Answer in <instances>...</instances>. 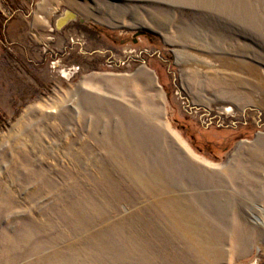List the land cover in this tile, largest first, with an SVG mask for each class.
Wrapping results in <instances>:
<instances>
[{"label": "rangeland", "instance_id": "rangeland-1", "mask_svg": "<svg viewBox=\"0 0 264 264\" xmlns=\"http://www.w3.org/2000/svg\"><path fill=\"white\" fill-rule=\"evenodd\" d=\"M259 136L264 0H0V264H264Z\"/></svg>", "mask_w": 264, "mask_h": 264}, {"label": "bare ground", "instance_id": "bare-ground-1", "mask_svg": "<svg viewBox=\"0 0 264 264\" xmlns=\"http://www.w3.org/2000/svg\"><path fill=\"white\" fill-rule=\"evenodd\" d=\"M250 149L251 150L249 151V161H250V165H251V173L253 174V177L250 178V181H253V185H254V188H255V190H253V193H252V196L251 197H254V199H255V198H258V197H262V193L264 192V178L260 176V171H262L263 170V167H264V137H260L259 136L255 140V143H253V145H252V147ZM242 169H243V167H242ZM232 175H234V174H232ZM237 176H238V174H237ZM222 186L223 185H221V187ZM231 187H233V190H235V191H233V193L234 192L235 193H237V192L239 193V190L242 191V188H240L241 186L238 185L237 183H233V185ZM260 187H262V190L259 193V191H257V190ZM221 193H223V192H221ZM245 196L247 197V195H245ZM235 202H236V200H235Z\"/></svg>", "mask_w": 264, "mask_h": 264}, {"label": "built area", "instance_id": "built-area-1", "mask_svg": "<svg viewBox=\"0 0 264 264\" xmlns=\"http://www.w3.org/2000/svg\"><path fill=\"white\" fill-rule=\"evenodd\" d=\"M78 70V67H71V68H67V69H64L63 72L66 74V76H70L71 74H74L76 71Z\"/></svg>", "mask_w": 264, "mask_h": 264}]
</instances>
